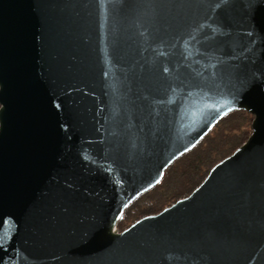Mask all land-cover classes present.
<instances>
[{"label":"water","instance_id":"1","mask_svg":"<svg viewBox=\"0 0 264 264\" xmlns=\"http://www.w3.org/2000/svg\"><path fill=\"white\" fill-rule=\"evenodd\" d=\"M239 109L240 147L114 229ZM0 264H264V0H0Z\"/></svg>","mask_w":264,"mask_h":264},{"label":"trees","instance_id":"2","mask_svg":"<svg viewBox=\"0 0 264 264\" xmlns=\"http://www.w3.org/2000/svg\"><path fill=\"white\" fill-rule=\"evenodd\" d=\"M252 120L253 115L242 109L223 116L190 151L165 169L157 185L140 194L125 208L117 229L122 231L136 220L156 214L189 195L216 163L248 139Z\"/></svg>","mask_w":264,"mask_h":264},{"label":"rangeland","instance_id":"3","mask_svg":"<svg viewBox=\"0 0 264 264\" xmlns=\"http://www.w3.org/2000/svg\"><path fill=\"white\" fill-rule=\"evenodd\" d=\"M114 229L117 230V231H119V230L117 229V226H116Z\"/></svg>","mask_w":264,"mask_h":264}]
</instances>
